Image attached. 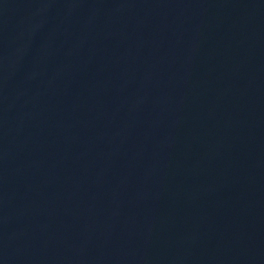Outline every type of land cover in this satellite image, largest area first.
I'll return each mask as SVG.
<instances>
[{
  "label": "water",
  "instance_id": "95a60500",
  "mask_svg": "<svg viewBox=\"0 0 264 264\" xmlns=\"http://www.w3.org/2000/svg\"><path fill=\"white\" fill-rule=\"evenodd\" d=\"M264 53V0H0V264H106Z\"/></svg>",
  "mask_w": 264,
  "mask_h": 264
}]
</instances>
